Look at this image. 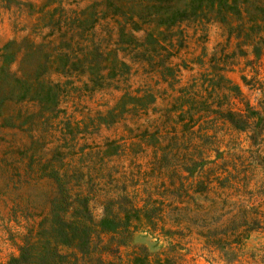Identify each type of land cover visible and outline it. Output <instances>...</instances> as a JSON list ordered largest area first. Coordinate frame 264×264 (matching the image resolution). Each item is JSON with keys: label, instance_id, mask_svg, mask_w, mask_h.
<instances>
[{"label": "rangeland", "instance_id": "rangeland-1", "mask_svg": "<svg viewBox=\"0 0 264 264\" xmlns=\"http://www.w3.org/2000/svg\"><path fill=\"white\" fill-rule=\"evenodd\" d=\"M123 1L118 3L127 6ZM106 3L0 0V264L32 240L64 190L72 198L89 195L95 220L119 195L137 207L148 202L149 209L154 200L159 206L155 229L140 217L125 244L102 234L93 260L131 264L134 254L145 252L151 264H264V31L254 54L252 44L230 35L225 23L185 22L173 29L182 46L151 61L139 46L148 32L156 33L151 17L134 18L141 29L126 43L118 31L126 19L104 15ZM55 52L65 55L63 70L52 63ZM85 52L98 67L93 81L81 62ZM203 77L218 82L214 96L221 110L248 113L249 119L241 131L222 119L214 131L202 123L188 131L191 146L181 152L203 151L201 168L220 165L238 176L222 187L212 183L195 203L168 192L167 177L152 173L151 161L167 151L172 134L184 132L183 123L168 116L178 113L174 105L182 91L193 82L199 89ZM37 84L58 94L55 106L34 98ZM199 132L214 136L198 149ZM174 206H186L180 212L189 217L213 216L223 226L251 220V207L263 214L259 227L238 242L211 243L200 233L201 221L190 222L189 230L185 222L173 224ZM171 244L176 246L168 250Z\"/></svg>", "mask_w": 264, "mask_h": 264}, {"label": "trees", "instance_id": "trees-1", "mask_svg": "<svg viewBox=\"0 0 264 264\" xmlns=\"http://www.w3.org/2000/svg\"><path fill=\"white\" fill-rule=\"evenodd\" d=\"M119 0H106L104 15L113 18L122 17L126 22L118 23L119 38H123L126 43L133 42L135 37L132 32L141 28L134 20L143 21L151 17V25L156 27V33L151 30L145 37L146 41L139 46L143 47V52L151 53V61L160 55L166 58L173 55L170 49L174 46L181 47L180 37L175 36L173 29L178 28L185 22L216 20L228 25V32L239 39L242 44H252L253 53H260L259 43L263 42L261 34L264 31V0H126L127 6L118 3ZM144 23V22H143ZM126 24L130 25V32L125 31ZM175 39V40H174ZM83 56L81 62L89 66V81H93V71L98 67L93 65V59L88 55ZM149 57V56H148ZM65 55L55 52L52 63H57L55 68L63 70L65 66ZM91 59V60H90ZM146 59H150L146 58ZM162 59V58H161ZM160 62V61H159ZM61 66V67H60ZM214 69V68H213ZM219 69V68H217ZM199 89L193 90L196 82L182 91V96L177 99L174 108L178 113L170 117L175 123H183V133L177 136L175 133L169 138L167 151L160 157H153L151 161V172L156 171L157 175H164L168 179L167 191L176 194L177 197H186L187 202H195L200 196L205 197V192L212 188L214 183L218 187L225 186L231 180H238L237 173L227 168L216 165L209 168H201V157L203 151L185 154L180 148L186 149L191 146L188 131L196 124H208L209 129H216L214 125L218 119L227 121L233 130H244L247 125L249 115L234 114L231 111L221 110L222 101L214 96V88L218 82L211 78L203 77L199 82ZM25 84V83H24ZM232 90L237 91L238 87L233 85ZM34 98L41 102L50 103L55 106L57 93H51L48 87L37 84ZM225 97V96H224ZM216 103V107L211 105ZM170 112L174 109H169ZM213 115L207 118L209 115ZM221 122L224 125L226 122ZM202 138V142L196 147H205L208 139L214 135H207L199 132L197 135ZM163 148H166L164 146ZM167 162V168H163L162 163ZM220 169V171H218ZM222 170V171H221ZM186 173V175H184ZM188 179H190L188 181ZM72 198L66 190L53 201V207L49 215L43 218L36 230L33 232L31 241L25 242L21 247L18 256L11 257L6 264H117L113 261L105 262L100 259H92L91 254L96 250V246L101 242L102 234H111L117 244H125L131 234L136 230V221L140 217L151 223L153 229L156 228V220L161 221L159 206H154L151 201V208H147L148 202L137 207L124 195L111 198L104 203L101 216L95 220L89 207V195H75ZM182 200L179 203H183ZM174 205L169 203V207ZM186 207V206H185ZM185 207L174 206L176 212L171 216L173 224L179 226L185 222V229L189 230V223L201 221L200 233L207 237L211 243L238 242L245 231H250L259 227V218L263 212L258 211V207H251L250 212L255 214L251 220L244 219L238 223L231 221L226 225H217L213 222L216 219L207 217L205 214L198 217H189L180 210ZM211 224L209 226H206ZM243 227L244 231L239 232ZM161 231L171 234L170 229L160 227ZM176 233V232H174ZM204 233V234H203ZM97 240V242L94 241ZM176 245L171 244L172 250ZM151 254L136 253L132 256L131 264H151L149 261ZM168 260V258H166Z\"/></svg>", "mask_w": 264, "mask_h": 264}]
</instances>
